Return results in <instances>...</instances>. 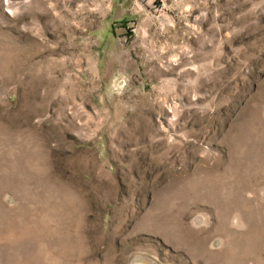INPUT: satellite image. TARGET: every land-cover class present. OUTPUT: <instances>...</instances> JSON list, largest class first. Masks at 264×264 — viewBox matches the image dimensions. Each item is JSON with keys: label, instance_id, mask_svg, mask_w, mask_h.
I'll return each instance as SVG.
<instances>
[{"label": "rangeland", "instance_id": "374dc122", "mask_svg": "<svg viewBox=\"0 0 264 264\" xmlns=\"http://www.w3.org/2000/svg\"><path fill=\"white\" fill-rule=\"evenodd\" d=\"M139 261L264 264V0H0V264Z\"/></svg>", "mask_w": 264, "mask_h": 264}, {"label": "bare ground", "instance_id": "6f19581e", "mask_svg": "<svg viewBox=\"0 0 264 264\" xmlns=\"http://www.w3.org/2000/svg\"><path fill=\"white\" fill-rule=\"evenodd\" d=\"M133 263V262H132ZM133 264H148L146 262H142V261H139V262H136V263H133Z\"/></svg>", "mask_w": 264, "mask_h": 264}]
</instances>
